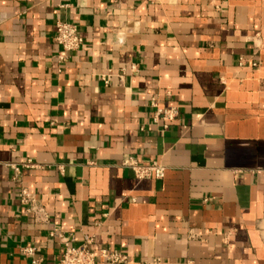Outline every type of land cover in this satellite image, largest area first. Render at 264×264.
I'll return each mask as SVG.
<instances>
[{
    "label": "crops",
    "instance_id": "1",
    "mask_svg": "<svg viewBox=\"0 0 264 264\" xmlns=\"http://www.w3.org/2000/svg\"><path fill=\"white\" fill-rule=\"evenodd\" d=\"M57 21L84 40L64 62ZM51 233L128 264H264V0H0V264H56Z\"/></svg>",
    "mask_w": 264,
    "mask_h": 264
},
{
    "label": "built area",
    "instance_id": "2",
    "mask_svg": "<svg viewBox=\"0 0 264 264\" xmlns=\"http://www.w3.org/2000/svg\"><path fill=\"white\" fill-rule=\"evenodd\" d=\"M54 42L59 46L60 52L56 59L64 62L69 57L76 53L84 44L83 37L77 26L57 21L55 24ZM256 66V64H252ZM104 85H109L111 77L102 78ZM152 119L154 123L162 122L166 129L170 124L176 122L179 118L178 109L175 107L162 108L158 106L155 99H152ZM124 167L129 169L138 181L155 179L163 180L165 177L166 168L158 163H150L147 165L139 164L137 161L129 160L124 163ZM15 177L19 175L18 169L13 168ZM19 202L26 207L27 213L31 214L35 221L44 219V212L41 206L37 204L36 199L25 189H21L19 193ZM59 239L62 245V255L56 264H96V259H101L110 264H128L127 257L118 252H109L101 250L99 253H94L91 247L94 243L93 236L84 235L80 245L74 246L73 238L63 237L59 234L51 233ZM22 255L29 260V264H41V260L36 258L33 248H24L21 250Z\"/></svg>",
    "mask_w": 264,
    "mask_h": 264
}]
</instances>
